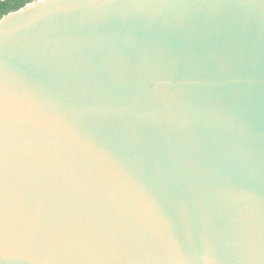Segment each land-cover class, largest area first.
<instances>
[{"label": "water", "instance_id": "obj_1", "mask_svg": "<svg viewBox=\"0 0 264 264\" xmlns=\"http://www.w3.org/2000/svg\"><path fill=\"white\" fill-rule=\"evenodd\" d=\"M0 153V264H260L264 2L2 16Z\"/></svg>", "mask_w": 264, "mask_h": 264}, {"label": "snow or ice", "instance_id": "obj_2", "mask_svg": "<svg viewBox=\"0 0 264 264\" xmlns=\"http://www.w3.org/2000/svg\"><path fill=\"white\" fill-rule=\"evenodd\" d=\"M49 3H62L69 6H92L103 3H107L108 0H47ZM264 2V0H262ZM3 156L0 153V236L3 235L5 230V220H6V203L4 199V178H3ZM260 264H264V254L260 257Z\"/></svg>", "mask_w": 264, "mask_h": 264}, {"label": "trees", "instance_id": "obj_3", "mask_svg": "<svg viewBox=\"0 0 264 264\" xmlns=\"http://www.w3.org/2000/svg\"><path fill=\"white\" fill-rule=\"evenodd\" d=\"M33 0H1L0 1V19L2 16L17 11L24 5L30 3Z\"/></svg>", "mask_w": 264, "mask_h": 264}, {"label": "built area", "instance_id": "obj_4", "mask_svg": "<svg viewBox=\"0 0 264 264\" xmlns=\"http://www.w3.org/2000/svg\"><path fill=\"white\" fill-rule=\"evenodd\" d=\"M1 1V0H0Z\"/></svg>", "mask_w": 264, "mask_h": 264}]
</instances>
